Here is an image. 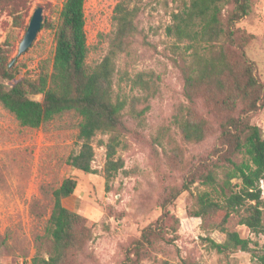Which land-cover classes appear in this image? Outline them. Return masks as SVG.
I'll use <instances>...</instances> for the list:
<instances>
[{
  "label": "rangeland",
  "instance_id": "1",
  "mask_svg": "<svg viewBox=\"0 0 264 264\" xmlns=\"http://www.w3.org/2000/svg\"><path fill=\"white\" fill-rule=\"evenodd\" d=\"M117 1L85 0L89 65L98 63L106 54ZM63 2L0 0V46L5 40L10 42L9 62L18 53L19 42L36 7L42 8L43 18L31 46L12 64L17 74L10 80L0 79V84L10 87L23 76L35 78L42 69L50 72L54 31ZM251 2V13L236 24L240 29L236 36L251 35L246 53L255 62L256 77L263 82L264 0ZM179 5L180 0H141L142 10L138 15L141 33L132 38L129 50L119 57L114 76L115 94L125 98L127 105L122 115L121 143L115 156L121 158L123 167L108 185L104 176L106 149L101 144L107 134H98L94 139V171L83 172L66 162L68 155L79 147L80 118L75 112H64L31 128L20 125L0 103V264H30L35 255L48 256L50 247L44 228L53 204L52 191L67 177L75 178L77 184L63 203L87 219L93 235L79 257L83 264H160L163 261L258 264L248 251L238 250L224 256L206 245L201 219L188 212L191 206L188 191H182L168 208L179 220L176 233H166L173 240L158 241L138 255L130 249L142 228L158 219L159 197L164 186L181 185L185 166L198 156L208 155L216 143L217 133L201 142H186L173 122L178 108L187 104L179 50L174 39L165 35L170 14ZM229 9L230 6L222 14L224 20ZM14 14L20 18L14 20ZM144 71L158 76L149 96L130 81ZM30 97L42 98L41 95ZM251 123L260 128L264 138V107L252 116ZM234 160L241 161L242 155L238 154ZM259 186L264 215V178ZM202 188L207 187L197 182L192 186L193 191ZM226 227L249 238L252 247L264 251V231L251 232L239 223L235 213L228 218ZM209 235L219 242L225 238L217 229Z\"/></svg>",
  "mask_w": 264,
  "mask_h": 264
},
{
  "label": "trees",
  "instance_id": "2",
  "mask_svg": "<svg viewBox=\"0 0 264 264\" xmlns=\"http://www.w3.org/2000/svg\"><path fill=\"white\" fill-rule=\"evenodd\" d=\"M84 3L85 0H64L62 4L54 31L50 72L42 69L35 78L23 76L10 87L0 84V103L20 125L31 128L64 112H75L80 118L79 147L66 162L83 172L94 171V139L98 134H107L101 144L106 149L104 176L108 185L123 167L121 158L115 156L127 105L125 98L115 94L114 76L119 57L129 50L132 38L141 33L138 15L142 6L141 0L117 1L106 54L98 63L89 65ZM228 6L224 20L222 14ZM251 11V0H180L170 14L165 35L174 39L179 50L187 99V104L174 114L173 122L186 142H201L215 133L217 137L208 155L198 156L185 166L181 185L164 186L158 219L143 227L130 247L137 255L158 241L173 240L166 233H176L179 220L168 208L182 191H188V212L201 219L206 234L202 239L210 249L224 256L248 251L252 260L264 264L263 250L252 247L249 238L226 227L228 218L235 213L239 223L251 232L264 231L259 186L264 178V138L260 128L251 123L252 116L264 107V81L256 77L255 62L246 53L251 35L236 36L240 31L237 22ZM18 18L20 15L14 14V20ZM9 45L5 40L0 46V79L10 80L17 74L9 66ZM155 77L158 78L152 71H144L130 81L149 96L153 94ZM31 95L42 98L37 100ZM156 139L160 141L159 136ZM238 154L242 160L236 162ZM196 182L207 188L193 191ZM76 184L75 178L67 177L53 189V204L44 228L50 247L48 256L35 255L30 264H83L79 257L93 238L92 230L83 215L63 203ZM215 229L225 234L223 241L211 238L209 233Z\"/></svg>",
  "mask_w": 264,
  "mask_h": 264
},
{
  "label": "water",
  "instance_id": "3",
  "mask_svg": "<svg viewBox=\"0 0 264 264\" xmlns=\"http://www.w3.org/2000/svg\"><path fill=\"white\" fill-rule=\"evenodd\" d=\"M42 8L36 7L30 18H29V22L26 28V31L24 33L23 38L20 40L19 42V46H18V53L17 55L10 61L9 66H12V64L15 61V58L22 54L24 51H26V49L31 46L33 40L35 39L36 33L39 31L41 24H42Z\"/></svg>",
  "mask_w": 264,
  "mask_h": 264
}]
</instances>
